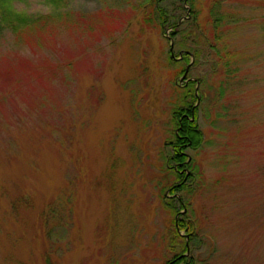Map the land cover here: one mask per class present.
<instances>
[{
	"label": "rangeland",
	"instance_id": "374dc122",
	"mask_svg": "<svg viewBox=\"0 0 264 264\" xmlns=\"http://www.w3.org/2000/svg\"><path fill=\"white\" fill-rule=\"evenodd\" d=\"M150 2L9 3L46 19L0 36V264H163L186 240L182 203L197 264H264V0H221L241 18L222 38L239 52L226 65L187 27L185 0L159 2L178 28L145 20ZM169 35L176 55L201 53L186 79L207 91L203 142L186 150L197 176L176 193L167 142L191 57L171 62Z\"/></svg>",
	"mask_w": 264,
	"mask_h": 264
},
{
	"label": "trees",
	"instance_id": "16d2710c",
	"mask_svg": "<svg viewBox=\"0 0 264 264\" xmlns=\"http://www.w3.org/2000/svg\"><path fill=\"white\" fill-rule=\"evenodd\" d=\"M12 0H0V36L2 35L3 31L5 30V27L11 28V30L14 31L15 34L18 36H25L27 35V32L30 31L31 25H35V22H40V24L44 21L46 18L38 17L34 21L28 20L25 17V13L23 12H17L11 9V3ZM49 3L56 4L57 0H47ZM150 2V10L151 12L146 13L144 19L147 21H159L161 28H165L167 26L178 28L179 24L178 20L174 19L172 15H168L167 11L164 9L162 10L159 6L160 0H151ZM221 3V4H220ZM185 4H189L188 8L190 12L187 14L189 16L187 19V27L190 26L193 27L194 30H192V34L196 37H198V33L205 43L208 46L209 54H214L218 59L219 62H224L225 59L227 61V58L230 59L234 54H239L237 51V48H234L233 45L227 40L224 43L222 42V38L224 35H226V31L231 28L232 23L241 20V18H237L235 14L224 12L222 7L221 0H212V3L209 4L208 10L205 13L202 8H196V5H194L193 0H185ZM153 8L155 9V12H153ZM206 14V15H205ZM171 18L174 20L171 21ZM199 20V22H198ZM244 22V18H242ZM207 24L206 29H203V25L201 24L204 22ZM210 28H209V26ZM240 28V26H237V28ZM171 31V36L175 37L176 34L175 31ZM199 29V31L197 30ZM192 29V28H191ZM170 36V39L172 38ZM183 50V49H181ZM187 51H190L192 54H194V57H196V54H201L200 52H197V50L192 49L189 47V49L186 48ZM170 54V50H169ZM184 57L181 60H189L190 55L187 53H184ZM229 60V59H228ZM170 61H177L170 57ZM225 61V62H226ZM196 62V59H195ZM194 62V63H195ZM228 62V61H227ZM225 63V65L227 64ZM188 65V63H187ZM186 65V66H187ZM225 68V66H224ZM237 69V67H234ZM186 67L184 68L185 72ZM233 67H230V70H226L228 74L233 73L232 70ZM198 80H192L189 84L185 86H179L176 85L177 90H185L186 92L183 93L180 99L177 100L175 103V106L173 108V115L175 117L174 121V137L172 139H169L167 144H169L171 150H173V154L170 158H168V164L170 169H174L177 177H180V182L173 184L169 189L171 192H180L184 189H190L191 184L188 183L189 178H196V174L190 170L191 165L193 163V159L190 154L186 152L187 149H198L200 145L203 142V133L199 128V125L197 124V113H199L201 102L203 99L206 98L207 91L197 89L196 93V85L204 84L206 81L204 79L197 78ZM194 83L195 88L193 89L190 87V84ZM226 83V82H225ZM225 83L223 85H225ZM224 90V86H222L221 91ZM17 92L14 93V97L16 96ZM178 94V93H177ZM182 94V93H181ZM205 94V96H204ZM222 94V92H221ZM1 99L3 97L1 96ZM194 101V102H193ZM193 118V120L191 119ZM190 158V159H189ZM177 167V168H176ZM193 182V181H192ZM191 182V183H192ZM177 197V198H176ZM176 197L174 196L173 199L175 200H181V197H178L176 194ZM167 196H164V199H166ZM173 207V206H172ZM174 208L176 206L174 205ZM181 209H186V212H181ZM178 216V218H175L174 221V235L176 238L181 239L182 241L184 238V245H182V249L180 252L175 253L172 258L170 257L167 259L163 264H197L194 256V251L191 253V242L194 238V233L196 229V224L194 222H191V219L188 215V210L184 203H182L181 208L178 209V211L175 213ZM182 229L186 230V234H182ZM188 237V241H187ZM187 242L189 243V251ZM183 243V242H182ZM180 244V242H179ZM194 244V243H193ZM194 248V245H193Z\"/></svg>",
	"mask_w": 264,
	"mask_h": 264
},
{
	"label": "water",
	"instance_id": "95a60500",
	"mask_svg": "<svg viewBox=\"0 0 264 264\" xmlns=\"http://www.w3.org/2000/svg\"><path fill=\"white\" fill-rule=\"evenodd\" d=\"M174 48H175L174 40L173 39H170V54H171V57L173 59H181L183 57L184 53H187V54L191 55L192 58L194 57L193 54L190 51H187V50H181L179 52V56L177 57L176 54H175V49ZM192 62H193V60H192ZM190 64L186 67V70H185L184 74L181 76V81L186 80V82H189V81L194 80L192 78H189V80L186 79L187 78V73L189 71Z\"/></svg>",
	"mask_w": 264,
	"mask_h": 264
}]
</instances>
